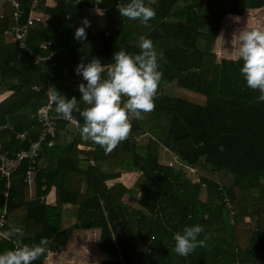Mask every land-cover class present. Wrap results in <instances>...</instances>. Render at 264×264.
Masks as SVG:
<instances>
[{
	"label": "trees",
	"instance_id": "16d2710c",
	"mask_svg": "<svg viewBox=\"0 0 264 264\" xmlns=\"http://www.w3.org/2000/svg\"><path fill=\"white\" fill-rule=\"evenodd\" d=\"M32 1L19 0L21 23L33 11ZM129 2L38 0L34 11L45 21L27 29L25 44L42 56L57 50L54 65L35 63L16 42L5 41L4 31L14 21L12 7H3L0 91L12 93L0 101V125L10 127L0 131V151L8 156L28 149L30 141L42 136L38 109L46 102L48 88L80 99L73 81L82 60L86 64L95 57L107 65L116 51L138 54L141 35L153 42L158 57L163 56L158 59L162 79L154 111L140 120L130 116L129 137L110 154L82 141L75 124L58 121L54 136L47 134L41 142L34 163L23 160L8 177H0V233L15 239L12 230L20 228L21 238L39 243L46 237L65 246L75 231H91L90 247L122 264H165L170 258L174 264H220V241L235 251L240 264L264 261V102L250 97L234 68L232 73L226 70L225 77L218 71L222 86L231 88L227 94L214 91L219 88L214 48L221 41L218 34L225 16L262 7L264 0H144L156 12L150 27L120 17L116 5ZM86 6L104 11V27L92 28L93 15L85 13ZM85 18L90 22L87 38L77 41L75 30ZM46 40L51 42L48 48L42 47ZM229 62L233 64L220 58V67ZM174 83L179 95L167 91ZM182 90L201 99H187ZM84 107L78 101V108ZM30 113L36 118L30 119ZM73 116L83 124L78 112ZM62 131L70 136L58 143ZM19 133H25L24 140ZM173 157L177 162L169 166ZM32 165L30 193L25 176ZM193 169L196 178L191 180ZM130 172L137 173L132 185L116 181ZM93 200L100 207H93ZM66 208H71V222L63 218ZM192 225L204 228L199 239H210L207 247L181 257L172 251L173 234ZM10 241L1 240V249Z\"/></svg>",
	"mask_w": 264,
	"mask_h": 264
},
{
	"label": "clouds",
	"instance_id": "9594fccd",
	"mask_svg": "<svg viewBox=\"0 0 264 264\" xmlns=\"http://www.w3.org/2000/svg\"><path fill=\"white\" fill-rule=\"evenodd\" d=\"M116 9L121 18L139 20L145 27H150L149 21L155 19L156 12L146 6L144 0H130L129 3L117 4ZM90 22L85 18L82 26L77 27L74 39L83 41L87 38L86 28ZM239 46L235 49L234 59L242 60L243 65L239 72L248 89L258 91V102H264V30L237 29L234 34ZM137 46L139 53H127L124 50L116 51L112 63L101 64L98 58H91L88 63L83 60L78 63L74 72L82 76L85 83L78 84L81 96L66 98L54 87L49 89L50 103L53 104L57 118L73 121V113L78 112L83 118V124L77 122L79 136L84 142H92L100 146L105 155L110 154L121 142L125 141L132 130L129 117L135 120L142 119V114H148L155 109L157 90L162 79L159 71L158 57L153 42L141 35ZM102 73L106 74L102 77ZM126 98V99H122ZM78 101L86 107L78 108ZM39 115L48 120V110L41 108ZM29 118H36L31 113ZM220 150H223L221 146ZM16 234L13 241L14 248L0 254V264H32L48 253L51 241L42 237L39 244H24L20 228L12 230ZM204 228L200 225L185 226L182 232L173 234L174 247L172 251L187 257L198 247H207L210 236L199 239ZM5 239H11L8 233L3 234Z\"/></svg>",
	"mask_w": 264,
	"mask_h": 264
},
{
	"label": "built area",
	"instance_id": "2783aa9c",
	"mask_svg": "<svg viewBox=\"0 0 264 264\" xmlns=\"http://www.w3.org/2000/svg\"><path fill=\"white\" fill-rule=\"evenodd\" d=\"M79 1L80 0H77V2ZM5 4H9L13 9L12 17H13L14 24L10 29L5 30L4 34L8 35L11 41L16 42L20 49L27 51L29 55L34 56L35 63L50 61L54 65L55 62H53V57L56 54V50H50V52L47 55L42 56V55L36 54L33 51H31L28 48V46L25 44V34H26L27 29L31 28L37 22L41 23L45 21V16H43L39 12L34 11L35 6L38 5V0L32 1L31 10L33 11H30L29 15L26 18L25 23L20 22L22 10L20 8L19 0H0V18L3 17V7L5 6ZM84 10H85V13L89 15H94V14L99 15L101 9H98L96 6H86L84 7ZM105 34L107 35L108 31H106ZM50 46H51V42L49 40H46L42 43V47L48 48ZM46 94H47L46 102L43 105H41V107L38 109V115H39V110L41 108H45L48 110V117H49L48 120H44L39 115L40 125H41V128L43 129L42 136L37 140L30 141L28 149H21L17 151L16 153H14L12 156H8L7 153L4 154L0 151V177L1 178L8 177L12 173V171L19 165V163L23 160H29L31 164L34 163L36 160V157L38 156L41 142L43 141L44 137L47 134L50 136H54L55 126L58 121H61L67 124H75V125L77 124L75 118L73 121H67L64 119L57 118L54 112V105L50 103L49 88L47 89ZM8 127L6 125H0V131ZM17 137L20 140H24L25 133H19ZM176 162H177V158L173 157L172 161H168V165L172 166ZM33 169H34V165H32L27 170L26 176H25V181L29 188L33 184V175H32ZM225 201L227 202V206L229 207L228 199L226 198ZM3 224H4V215L2 214L0 215V227Z\"/></svg>",
	"mask_w": 264,
	"mask_h": 264
},
{
	"label": "crops",
	"instance_id": "0c3cea01",
	"mask_svg": "<svg viewBox=\"0 0 264 264\" xmlns=\"http://www.w3.org/2000/svg\"><path fill=\"white\" fill-rule=\"evenodd\" d=\"M249 12H250V15H249V18H248V22H246L247 19H245L244 15H246V13L248 14ZM102 14H103V10L101 9L100 10V17H101ZM232 16H231L232 19L237 18L236 15L235 16L232 15ZM237 16L242 17V19L241 20L238 19V21L236 23L226 22L227 21V19H226L224 21L223 26H222V29L225 28V29H227V31H232V35L230 36L231 40L226 39L224 36H222L221 37V41H220V48H221L222 52L223 53L230 52V55L233 57V59L232 58L229 59V58H227L225 56H220V58L235 61L234 52H235V49L239 46L238 41L236 40L235 35H234L236 33L237 29H243L244 28L246 30H252L253 28H259L261 30H264V6L257 7V8H247V9H245L243 14L237 15ZM95 19H96V17L93 18V16H92V20H91L92 21V27H94V25L96 26ZM94 22H95V24H94ZM9 40H10L9 36L5 35V41H9ZM225 55H227V54H225ZM240 61H242V60H240ZM233 68H234V71H235L234 75H236L237 77L239 76L238 78L241 79V82L243 84H245V87H247L242 75L239 72L240 67L234 66ZM73 83H74V87L78 88V84L79 83H85L86 84V81L83 80L82 76H77V78L73 81ZM249 92L251 93L250 97L257 98L259 96V92L258 91L250 90ZM11 93H12V91H9V90L0 91V101L5 99L6 97H8ZM78 96H81L80 92H79ZM255 100H256V102H258L257 99H255ZM255 100H254V102H255ZM69 136H70V133H68L66 131H62L60 133V135L58 136L57 142L58 143H62L64 139H69ZM124 175H126V174H124ZM53 190L54 189L52 188L51 191L49 192V194L46 196L45 199L47 201L51 200V197H52V194H53ZM29 192L31 193L32 189H29ZM77 235H78V237L81 236L79 233H77ZM83 235H85V234H83ZM92 236H93V234H92ZM14 240L15 239L11 238L10 245L8 247H12V248H10L9 250L14 248V243H13ZM21 240H22V243L28 244V245L39 244L38 242H36L35 240L30 239V238L29 239L28 238H21ZM220 242H221L220 243V249H222V251L220 252V254L222 256V259H220V264H240V263H237V260L234 261L236 259L235 251H233V249L231 247L225 246L226 243H222L223 241H220ZM6 244H5V247L7 246ZM224 246H225V248H223ZM61 247L62 246H58L57 244L50 243L48 245V249H49L48 253H46L44 256H41L36 261L32 262V264H58V255L55 256L53 253L54 252L58 253L57 249H60L63 252ZM94 249H95V247L93 248V250ZM2 251L4 252V248L2 249ZM64 251H66V250H64ZM92 253H94V252L92 251ZM231 255H232V257H231ZM98 256H100V258H105L106 262L108 260H110V263H114V264H121L122 263L121 260L113 261V260L109 259L108 256L101 255L98 251L95 252V254H91L88 261H92L94 257L97 258ZM59 258L61 259V257H59ZM65 258L76 260V258H78V257H76V255H74V254H71L70 251H66ZM62 259H64V257ZM171 260H172V258L167 259L165 264H174V261L171 262ZM78 263H80V262H78ZM78 263H74L73 262L72 264H78Z\"/></svg>",
	"mask_w": 264,
	"mask_h": 264
},
{
	"label": "rangeland",
	"instance_id": "374dc122",
	"mask_svg": "<svg viewBox=\"0 0 264 264\" xmlns=\"http://www.w3.org/2000/svg\"><path fill=\"white\" fill-rule=\"evenodd\" d=\"M50 3V2H49ZM95 12V11H94ZM249 15H250V12L247 14L246 13V15H244V17H245V19H247V21L246 22H248V18H249ZM98 16V17H97ZM231 16L232 15H226L225 16V19H224V21L227 19V21L226 22H233V23H236L237 21H238V19L239 20H241L242 19V17H239V16H237L236 15V17L237 18H235V19H232L231 18ZM235 16V15H234ZM96 17V19H95V22H96V26L94 25L95 24V22H94V27H92V28H94V29H98V27L100 26V27H104L105 25H104V22L102 21V19H101V17H100V14L98 15V14H94L93 15V18H95ZM233 17V16H232ZM98 23V24H97ZM225 36V38L226 39H229V40H231V35H232V31H227V29H225V28H223L222 30H220V34H218V38L221 40V37L222 36ZM214 51L217 53V59H218V61H219V63H218V66H217V69H216V80H215V83H216V85L217 86H219V88H216L214 91H215V93L218 95H225V94H227V91H229L231 88L230 87H228V86H222V84L220 83V74H218V71L219 70H221L222 71V76L223 77H225V73H226V70H228V71H231V73H232V71H233V64H234V66H238V67H242V65H243V63H239L237 60H235V61H232V60H229V61H232L233 62V64L231 65L230 64V62L229 63H227L226 65H224V66H226V67H220V56H225V57H227V58H232L233 59V57L230 55V52H225V53H223L222 52V50H221V48H220V43L219 44H217L216 45V47L214 48ZM225 54H227V55H225ZM228 60V59H227ZM222 66V65H221ZM228 75H230V72H229V74ZM232 75V74H231ZM231 77V76H230ZM227 85H229V84H227ZM224 88V90H226V91H224V92H220L221 91V89H223ZM180 90V89H179ZM167 91H168V93H170V94H174V95H179V93H177L176 91H177V89H176V87H175V83L174 84H171L169 87H168V89H167ZM182 96L183 97H185V98H187V99H190V100H192V101H197L198 99H201V97L200 96H198V95H195V94H192V93H190V92H186L185 90L183 91L182 90ZM253 99H256V98H254L253 97ZM172 156H170L169 158H171ZM169 158H167V160L166 161H168V159ZM163 162H165V160L163 161ZM162 164V163H161ZM165 165V164H164ZM136 177H137V173H133V172H130V173H128V174H126V175H122L121 176V178H118L116 181H121L122 183H124L125 185H127V186H130V185H132L133 183H134V181H135V179H136ZM188 177H190V179L191 180H194L195 178H196V175H195V170L193 169L192 171H189V174H188ZM32 188V186L29 188V189H31ZM202 194H203V192H202ZM92 206L93 207H100V206H98L97 205V201H95V200H93V202H92ZM71 208H66L65 209V212H64V220H66L67 222H71ZM72 212H73V210H72ZM77 233L78 232H74V234H73V238H72V240L68 243V244H66L65 246H62L61 247V249L63 250V252L60 250V249H57L58 250V253L57 252H54L53 254L55 255V256H57L58 255V264H72L73 262L74 263H78V262H80V263H78V264H105L106 263V259L105 258H100V256H98L97 258H93V260L92 261H88L89 260V257H90V255L91 254H95V252H97L95 249L93 250L91 247H90V245L89 244H91V241L93 242V238H92V233H91V231H87L86 233H84L85 235H81V236H79L78 237V235H77ZM1 234V233H0ZM0 239L5 243V241L7 240V239H5L4 238V236H3V234H1L0 235ZM0 240V241H1ZM226 246V245H225ZM225 246L223 247V248H225ZM4 248V251H6V250H9L10 248H12V247H8V246H6V247H3ZM64 250H66V251H70V253L71 254H74V255H76V257H78V258H76V260H72V259H67V258H65V255H66V251H64ZM221 251H222V249H220ZM2 251V249H1V247H0V252ZM92 251L94 252V253H92ZM3 252V251H2ZM1 252V253H2ZM73 252V253H72ZM59 257H61V259L59 258ZM64 257V259H62ZM231 257H232V255H231ZM220 259H222V256H221V254H220ZM229 259V258H228ZM237 259H235L234 261H236ZM103 261V262H102ZM120 263V262H119ZM238 263V262H237ZM122 264V263H121ZM257 264H264V261H261V262H258Z\"/></svg>",
	"mask_w": 264,
	"mask_h": 264
}]
</instances>
